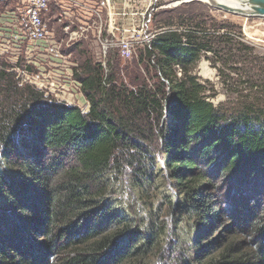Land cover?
Segmentation results:
<instances>
[{"label":"trees","instance_id":"16d2710c","mask_svg":"<svg viewBox=\"0 0 264 264\" xmlns=\"http://www.w3.org/2000/svg\"><path fill=\"white\" fill-rule=\"evenodd\" d=\"M206 29L158 34L149 79L87 63V113L0 58V264H264V113L208 99Z\"/></svg>","mask_w":264,"mask_h":264},{"label":"built area","instance_id":"2783aa9c","mask_svg":"<svg viewBox=\"0 0 264 264\" xmlns=\"http://www.w3.org/2000/svg\"><path fill=\"white\" fill-rule=\"evenodd\" d=\"M159 1L17 0L16 17L13 10L0 15V58L10 64L8 70L15 74L19 86L30 85L46 97L80 106L87 113L90 101L77 78L71 49L83 41L95 42L104 70L103 83L108 85V54L112 49L123 58H132L139 49L144 53L152 50L158 34L178 31L171 26L151 28L152 18L161 8ZM52 5L57 8L59 32L50 29L46 18ZM183 30L182 34L187 33ZM156 55L147 62L155 64ZM177 74L181 76L179 66Z\"/></svg>","mask_w":264,"mask_h":264},{"label":"rangeland","instance_id":"374dc122","mask_svg":"<svg viewBox=\"0 0 264 264\" xmlns=\"http://www.w3.org/2000/svg\"><path fill=\"white\" fill-rule=\"evenodd\" d=\"M159 6L161 8L152 18L151 28L154 30L171 26L182 34L183 28L187 32L198 33L194 30H198L199 26L207 27L213 49L202 52L193 73L200 82L208 86V99L230 114L245 110L246 106L264 113V17L247 19L227 13L218 9L211 0H160ZM16 7L17 0H0V15L13 10L16 17ZM56 12V6L52 5L46 18L50 29L59 32L55 23ZM18 20L17 17L16 22ZM221 36H226L224 41ZM99 51L98 45L92 40L83 41L72 48L71 60L78 66L75 72L79 73L77 70L82 68L84 73L87 63L101 65ZM142 55L144 58V50L139 49L132 58H123L112 49L108 54V69L110 72L116 70L115 61L119 59L121 67H126L128 71L127 76L122 75L125 82H134L137 76L149 79L148 72L152 68L146 58L142 60ZM4 61L0 59V62L5 63ZM109 63L113 64L112 67ZM167 119L172 123L171 118ZM248 189L247 187L245 190ZM238 204L247 207L248 202L239 197ZM220 208H225L223 199L220 201ZM168 211L169 208L165 213L171 218Z\"/></svg>","mask_w":264,"mask_h":264},{"label":"water","instance_id":"95a60500","mask_svg":"<svg viewBox=\"0 0 264 264\" xmlns=\"http://www.w3.org/2000/svg\"><path fill=\"white\" fill-rule=\"evenodd\" d=\"M236 1L244 5H247V8L244 9V8L233 7L221 2L217 4V8L227 13L246 17L247 19L251 17H264V0H236Z\"/></svg>","mask_w":264,"mask_h":264},{"label":"bare ground","instance_id":"6f19581e","mask_svg":"<svg viewBox=\"0 0 264 264\" xmlns=\"http://www.w3.org/2000/svg\"><path fill=\"white\" fill-rule=\"evenodd\" d=\"M211 1L216 7H217V4L221 2L229 6H233V7L244 8V9L247 8V5H244L236 0H211Z\"/></svg>","mask_w":264,"mask_h":264}]
</instances>
